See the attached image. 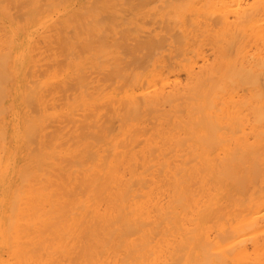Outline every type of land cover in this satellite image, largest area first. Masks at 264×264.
I'll return each instance as SVG.
<instances>
[{
	"label": "bare ground",
	"instance_id": "1",
	"mask_svg": "<svg viewBox=\"0 0 264 264\" xmlns=\"http://www.w3.org/2000/svg\"><path fill=\"white\" fill-rule=\"evenodd\" d=\"M245 5L0 0V264H264V0Z\"/></svg>",
	"mask_w": 264,
	"mask_h": 264
},
{
	"label": "rangeland",
	"instance_id": "2",
	"mask_svg": "<svg viewBox=\"0 0 264 264\" xmlns=\"http://www.w3.org/2000/svg\"><path fill=\"white\" fill-rule=\"evenodd\" d=\"M252 1H254V0H246V5L245 6H247V3H251ZM159 2V1H158ZM140 7L141 6H138V7H134V6H132V7H126L125 9H124V12H121V13H123V15L125 16H128V17H134L135 19H136V22H137V24H142V25H145L147 28H148V30L149 31H152V32H154V33H159V32H161V23H160V19L159 18H153V17H151V16H149V12H148V10L147 9H149L153 14L155 13V11H156V9H151V8H146V9H140ZM107 14V13H106ZM23 15L20 13V18L22 17ZM108 16H110V15H103V16H101L103 19H104V17L106 18H108ZM23 18V17H22ZM101 18V19H102ZM106 18V19H107ZM105 20V19H104ZM108 20V19H107ZM106 20V21H107ZM70 29H72V28H70ZM71 35L73 34V32H72V30H71ZM78 39V38H77ZM55 39L53 38V40H52V42H51V45H50V49H51V47L54 45H52V43H55L57 40H55V42H53ZM57 43V42H56ZM55 43V46H53V47H55V48H53V49H56L57 51H58V49H59V46L57 45ZM49 44V43H48ZM56 45H57V47H56ZM52 50V49H51ZM60 50V49H59ZM159 55H162V52H160L159 53ZM63 58V57H62ZM61 57H60V60L61 61H63V59H62ZM185 74V75H184ZM182 78L185 80L186 79V73H183L182 74Z\"/></svg>",
	"mask_w": 264,
	"mask_h": 264
}]
</instances>
